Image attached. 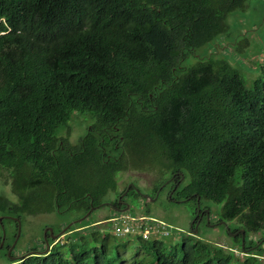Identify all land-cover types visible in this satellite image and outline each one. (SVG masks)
Returning <instances> with one entry per match:
<instances>
[{
  "label": "trees",
  "instance_id": "1",
  "mask_svg": "<svg viewBox=\"0 0 264 264\" xmlns=\"http://www.w3.org/2000/svg\"><path fill=\"white\" fill-rule=\"evenodd\" d=\"M245 1L0 0V171L18 198L1 199V211L64 207L80 218L116 191L118 173L149 171L152 197L177 184L171 200L210 201L244 237L262 232L264 65L242 63L256 73L249 81L234 61L195 55L227 33V16ZM74 113L93 125L70 146L56 130ZM41 203L53 208H32ZM198 215L187 232L147 241L82 221L65 243L20 260L11 259L24 253L17 245L7 255L13 236L0 264H124L131 243L141 255L125 264H264L240 233L243 258L197 237Z\"/></svg>",
  "mask_w": 264,
  "mask_h": 264
},
{
  "label": "rangeland",
  "instance_id": "2",
  "mask_svg": "<svg viewBox=\"0 0 264 264\" xmlns=\"http://www.w3.org/2000/svg\"><path fill=\"white\" fill-rule=\"evenodd\" d=\"M226 21L228 26L227 33L219 37L214 43L196 50L195 55L204 57L215 54L225 57L229 61H234V63L241 66L249 81L253 80L256 77V73L247 72L245 66H247L248 69L254 70L259 64L264 65V0H246L244 7L230 13ZM242 63H244L245 66L242 65ZM92 125L93 120L89 115L74 113L65 126L57 128L56 133L59 137L69 135L68 144L70 146H76ZM153 180L154 173L149 171H127L118 173L116 175V191L109 192L107 196L101 199L100 205H98V207L96 206L97 208L95 207L91 215L83 221L84 224L89 227H92L91 225H93V227L99 226L104 230V234L110 232L109 226L105 224L104 221L119 213L109 208L107 205L108 201L116 199V197L127 189L128 186L135 184L138 188L139 195H147L151 200L145 201L139 195L137 197H128L127 202L131 204V209L127 213L144 215L147 212L153 218L170 225L173 228V235H181V233H177L179 231L187 232L190 223L195 217L194 213L195 209H197V204L195 206V204L189 200H182L180 202L170 200L169 195L173 190L171 191L170 186L166 184L161 186L164 188L160 193L158 192L157 196L152 197L151 195H153V193L149 188L150 186L151 189L153 188ZM1 199H4L10 204L18 202L17 195L13 190V184L5 171H0V219L3 217H10L19 220V236L15 237V239H17L16 249L18 252L24 251V253L26 249L30 248H34L35 251H42V244L40 242L42 240L44 241V230L51 228L54 233L58 234L70 223V221L80 216L82 212L74 209H65L64 211V207H61V212H57L54 211V208L50 204L47 207L46 204L41 203L35 204L32 208H48V211L53 208L51 213L42 212L39 215L14 214V212L9 211L8 208L1 211L4 205V203L1 204ZM198 208L206 212L208 216L201 219L199 218L196 224V233L194 234H197V237L202 238V240L208 243L219 244L223 248L232 247L236 252L235 254L243 258L244 255H242L237 248L238 243L233 242V237L235 236L234 238H237L239 236L238 233H240L239 231L242 230L238 228L237 222L234 220L229 222L221 220L218 216L221 206L210 201L201 199L198 203ZM77 224L73 225L71 228L75 227ZM2 226L5 231V241L11 242V238L15 236L16 232L14 221L4 218L2 219ZM99 227L97 228L100 229ZM67 236L68 235L65 236L64 234L56 243H65ZM245 238H247V245L249 242H253L255 247H261V252H264V230L256 234L247 235L244 237L243 243L245 242ZM126 239H121L120 241L127 242ZM240 241H242L241 237ZM53 244L54 243H52L51 246ZM134 249V244L131 243L129 250L122 251L124 264L128 260H132L133 256L138 258L141 255L140 252H134ZM63 250L64 248H61V251ZM246 252H251V250ZM1 257L2 255L0 254V260ZM261 259L264 263V258L261 257Z\"/></svg>",
  "mask_w": 264,
  "mask_h": 264
},
{
  "label": "built area",
  "instance_id": "3",
  "mask_svg": "<svg viewBox=\"0 0 264 264\" xmlns=\"http://www.w3.org/2000/svg\"><path fill=\"white\" fill-rule=\"evenodd\" d=\"M104 222L109 226L110 234L116 238L140 237L147 241L173 234L170 225L148 215L121 213Z\"/></svg>",
  "mask_w": 264,
  "mask_h": 264
},
{
  "label": "water",
  "instance_id": "4",
  "mask_svg": "<svg viewBox=\"0 0 264 264\" xmlns=\"http://www.w3.org/2000/svg\"><path fill=\"white\" fill-rule=\"evenodd\" d=\"M130 186H128L127 187V189H126V191L128 190V188H129ZM126 191H125V193H126ZM137 191V190H136ZM158 195V193L156 194V196ZM124 196V194H122L121 195V197L119 198V200L122 198ZM144 198L145 199H147V200H151L148 196H144ZM198 200H199V198H197V202H198ZM197 208H198V204H197ZM127 209H125V210H122V211H120V212H125ZM92 210H90V211H88V212H86L81 218H79L78 220H75V221H73V222H71V223H69V224H67V226L62 230V231H60L58 234H56V235H53V230L51 229V228H47L46 230H44V232H43V239H44V249L42 250V251H28V252H26V253H24L23 255H20V256H18V257H11V259H13V260H20V259H23V258H26V257H29V256H33V255H35V256H41V255H45V254H47V252L50 250V248H51V245L49 244V241H48V238H47V233H48V235H49V238L51 239V240H58L59 238H61L62 236H64V234H65V232L67 231V230H69L73 225H75V224H77V223H80V222H82V221H84L88 216H89V214H90V212H91ZM206 216H208V214L206 213ZM4 218H6V219H12V220H14L15 222H16V224H17V233H16V236L18 237L19 236V226H20V222H19V220L18 219H15V218H10V217H3V218H1L0 219V227H1V240H0V249L2 248V246H3V243H4V241H5V231H4V229H3V226H2V219H4ZM193 223V222H192ZM192 223H190V227L189 228H191V226H192ZM240 232V234H241V239H242V241H241V246H242V248H243V245H244V243H243V240H244V231L243 230H240L239 231ZM194 233H196V225H195V229H194ZM16 242H17V239H14V241H13V243H12V245L10 246V248L8 249V251H7V255L9 256L10 255V253H11V251H12V249L14 248V246H15V244H16Z\"/></svg>",
  "mask_w": 264,
  "mask_h": 264
},
{
  "label": "flooded vegetation",
  "instance_id": "5",
  "mask_svg": "<svg viewBox=\"0 0 264 264\" xmlns=\"http://www.w3.org/2000/svg\"><path fill=\"white\" fill-rule=\"evenodd\" d=\"M169 181H171V182H174V176H172L170 179H169ZM135 185V184H134ZM134 185H130V187L128 188V190L126 191V189L123 191V192H121L117 197H116V199H114V200H112V201H108V206H109V208L110 209H112L114 212H116V213H119V214H121V213H127L130 209H131V204H129V202H127V194H128V192H129V190H130V188H133V190H134V192L137 194V195H139V192H138V188L136 189V187H134ZM148 185V184H147ZM136 186V185H135ZM176 187H177V184L174 186V189H176ZM148 188H149V185H148ZM162 188L163 187H160V188H158L157 190H156V192L154 193V196H156V194L159 192H161L162 191ZM173 189V190H174ZM137 190V191H136ZM125 191H126V193H125ZM172 193H173V191H172ZM172 193L170 192V195H169V199L171 200V195H172ZM122 194H124V196L119 200V198L121 197V195ZM141 198H143L145 201H147V199H145L144 198V196L145 195H139ZM147 196V195H146ZM187 201L189 200V199H186ZM180 201H182V200H179V201H176V202H180ZM199 203V200H198V202L196 201V204H198ZM95 207L96 206H92V207H90V209L88 210V211H90V210H92V211H94L95 210ZM98 207V206H97ZM96 207V208H97ZM125 209H127L125 212H120V211H122V210H125ZM87 211V212H88ZM92 211L90 212V214L89 215H91V213H92ZM197 213H199V217H198V220H199V218L201 219V218H203L204 217V215H206V212H203L201 209L200 210H198L197 209V212H196V215H197ZM195 215V217H194V219L192 220V222L194 223V221H195V219H196V216ZM81 218V217H80ZM79 218H75L74 220H72V221H70V223L71 222H73V221H75V220H78ZM10 220H12V219H10ZM12 221H14V220H12ZM15 222V221H14ZM191 222V223H192ZM69 224V223H68ZM197 224V223H196ZM16 226H17V224H16V222H15V228H16ZM92 226V225H91ZM68 231V230H67ZM67 231L65 232V234L67 233ZM16 232H17V228H16ZM16 232H15V237H16ZM57 233H54L53 232V235H56ZM67 235V234H66ZM238 235H239V233H238ZM235 237V236H234ZM47 238H49V235H48V233H47ZM15 239V238H14ZM50 239V238H49ZM51 240V239H50ZM49 241V240H48ZM53 242L52 243H56V240L54 241V240H52ZM51 243V244H52ZM17 244V243H16ZM16 244H15V246H16ZM50 244V245H51ZM14 246V247H15ZM42 250V249H41ZM28 251H31V250H28ZM27 251V252H28ZM26 253V252H25ZM24 254V253H23ZM18 256H20V255H17V257ZM14 258V257H13Z\"/></svg>",
  "mask_w": 264,
  "mask_h": 264
},
{
  "label": "bare ground",
  "instance_id": "6",
  "mask_svg": "<svg viewBox=\"0 0 264 264\" xmlns=\"http://www.w3.org/2000/svg\"><path fill=\"white\" fill-rule=\"evenodd\" d=\"M219 245V244H218Z\"/></svg>",
  "mask_w": 264,
  "mask_h": 264
},
{
  "label": "clouds",
  "instance_id": "7",
  "mask_svg": "<svg viewBox=\"0 0 264 264\" xmlns=\"http://www.w3.org/2000/svg\"><path fill=\"white\" fill-rule=\"evenodd\" d=\"M178 230V229H177Z\"/></svg>",
  "mask_w": 264,
  "mask_h": 264
}]
</instances>
